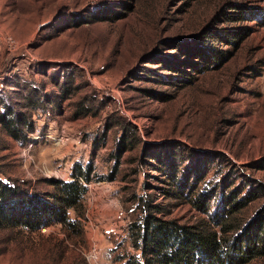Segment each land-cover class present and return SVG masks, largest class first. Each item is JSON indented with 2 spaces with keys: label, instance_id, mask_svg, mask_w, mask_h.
<instances>
[{
  "label": "rangeland",
  "instance_id": "obj_1",
  "mask_svg": "<svg viewBox=\"0 0 264 264\" xmlns=\"http://www.w3.org/2000/svg\"><path fill=\"white\" fill-rule=\"evenodd\" d=\"M238 4L259 18L227 21ZM231 29L248 33L238 49L209 39ZM201 46L232 55L199 73L185 50ZM28 95L40 101L24 110ZM8 109L32 128L14 139L0 123L4 182L31 197L88 166L91 181L84 219L68 211L81 236L79 226L0 229V264H124L141 203L168 205L181 223L202 217L163 199L167 179L149 164L191 181L209 170L192 195L224 179L228 193L264 185V0H0V115ZM124 128L134 148L116 158Z\"/></svg>",
  "mask_w": 264,
  "mask_h": 264
},
{
  "label": "trees",
  "instance_id": "obj_2",
  "mask_svg": "<svg viewBox=\"0 0 264 264\" xmlns=\"http://www.w3.org/2000/svg\"><path fill=\"white\" fill-rule=\"evenodd\" d=\"M232 9L233 11L225 13L227 21L254 22L259 18L258 10L254 8L238 4L233 5ZM214 34L209 39L219 40L232 50L238 49L248 37L246 29L224 30ZM185 51L192 59L200 61L189 63L199 73L212 65L218 67L232 55L207 46ZM70 95V90L66 87L59 97L60 100H67ZM35 97L28 95L22 109L35 108L40 101ZM84 115L87 114H76L77 118ZM0 123L14 139L25 138V131H31L32 128L28 114H19L12 109L0 115ZM127 131L129 129L124 128L118 140L116 158L134 148L131 141L128 142L132 147L127 144ZM148 158L155 159L152 156ZM149 165L167 179L165 184L168 187L158 188L163 199L177 203L183 201L202 217L193 223H181L169 218L168 205L154 204L150 200L141 203L139 215L129 224L127 232L130 247L135 254H131L124 264H264L263 184L245 180L242 188L235 187L228 193L226 190L231 187L229 184L227 187L223 186L222 183L227 184L224 179L219 185L215 184L211 188L206 186L200 193L192 195L199 185L195 183L198 179L204 180L209 170L203 169L199 172L200 178L191 181L188 176L179 177V168L166 164L165 160L159 159L156 165ZM260 165L264 170V161ZM90 171L91 166L83 172L79 169V177L68 182L50 180L53 192L31 197L24 190L25 196H22L21 189L0 178V229L22 227L37 232L55 225L70 228L79 226L81 236L83 226L75 218L74 221L69 219L68 211H74L78 219H84L86 209L83 200L87 193L86 184L91 181ZM244 191L246 193L241 197L240 194ZM215 200L217 205L210 211V204ZM251 205H254L252 210L249 209Z\"/></svg>",
  "mask_w": 264,
  "mask_h": 264
}]
</instances>
